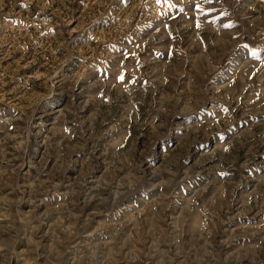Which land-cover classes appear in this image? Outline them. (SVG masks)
Wrapping results in <instances>:
<instances>
[{
    "label": "rangeland",
    "instance_id": "374dc122",
    "mask_svg": "<svg viewBox=\"0 0 264 264\" xmlns=\"http://www.w3.org/2000/svg\"><path fill=\"white\" fill-rule=\"evenodd\" d=\"M264 264V0H0V264Z\"/></svg>",
    "mask_w": 264,
    "mask_h": 264
},
{
    "label": "crops",
    "instance_id": "0c3cea01",
    "mask_svg": "<svg viewBox=\"0 0 264 264\" xmlns=\"http://www.w3.org/2000/svg\"><path fill=\"white\" fill-rule=\"evenodd\" d=\"M14 264V263H13Z\"/></svg>",
    "mask_w": 264,
    "mask_h": 264
}]
</instances>
